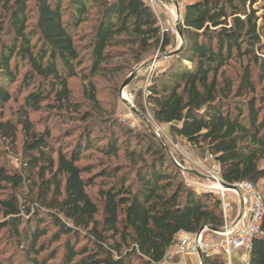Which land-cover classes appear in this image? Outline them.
I'll return each mask as SVG.
<instances>
[{"label": "trees", "instance_id": "obj_1", "mask_svg": "<svg viewBox=\"0 0 264 264\" xmlns=\"http://www.w3.org/2000/svg\"><path fill=\"white\" fill-rule=\"evenodd\" d=\"M183 20V49L144 99L136 93V106L212 156L223 181L264 188V0L190 1ZM172 41L145 0H0V111L14 85L33 87L16 119L0 120L3 139L15 144L19 127L25 137L23 171L0 164V242L15 248L9 256L0 248V264H168L180 232L223 228L221 200L187 185L154 134L105 111L95 83L84 104L72 99V77L118 84ZM244 60L236 84L225 68ZM46 108L67 125L58 134L29 117ZM93 152L117 162L91 174L81 160ZM97 178L99 199L87 191ZM261 230L249 264H264V218ZM204 264L226 261L205 254Z\"/></svg>", "mask_w": 264, "mask_h": 264}, {"label": "rangeland", "instance_id": "obj_2", "mask_svg": "<svg viewBox=\"0 0 264 264\" xmlns=\"http://www.w3.org/2000/svg\"><path fill=\"white\" fill-rule=\"evenodd\" d=\"M147 1L153 8V11L157 17L159 25L161 26L163 31H168L172 36V44L167 48V51L160 52L156 51L152 53L151 56L148 57L144 62L136 65L133 69L141 66L143 63L150 61L155 55H162L165 53H169L177 48L180 44V38L176 28V19H177V6L180 9L181 15L183 17L185 4L190 1L195 0H145ZM93 11V10H92ZM31 24L34 23L35 13L32 15ZM89 24L83 25V32L87 33L89 31ZM80 29L78 30V34ZM172 58H162L158 59L155 63H148L145 67H143L139 72L135 79L130 83V85L124 90L127 94L128 99L132 103V105L141 113H143L154 126V129H151L149 124L136 112H134L131 107L127 104V102L122 98V94L120 93V88L124 80L131 73L126 74L124 78L117 84L115 81L108 79L107 77H99V76H89V73L86 72V75L83 73L72 77L70 79V87L72 89V99L73 101L83 103L86 102V90L90 88V82L95 83L96 86V94L99 100L100 106L107 111L108 113L115 112V115L118 116L124 123L129 125L134 129H146L151 134H154L156 131L160 133L161 137L165 140L167 145L170 147L172 152L178 151L179 155H176L177 162L180 163L186 169L196 170L201 174L212 177L216 174V164L217 162L203 149H199L193 146H189L185 140H182L180 137L174 133L168 124H158L152 118L150 112L146 111V113L142 112L139 108H137L135 103V95L136 93L142 92V98L144 99L148 93V85L151 83L154 75L161 71V69L165 68L169 61ZM121 60H113V63L119 62ZM246 64V60L241 62L232 61L230 62L226 68V76L233 79L237 84L239 78L243 72V65ZM254 69V79L257 81L258 87L260 84L258 83V67L254 64L251 65ZM152 68V69H151ZM264 85V84H263ZM15 89V95L13 99L7 103L2 111H0V120H15L17 117V111L20 105H22L24 97L27 93H29L33 87L24 88V90L20 91L19 87L12 88ZM123 92V93H124ZM264 93V89L261 91ZM124 97V95H123ZM49 110L46 108L42 111L34 112L31 111L29 114L30 119L35 123L37 130H43L45 127L51 126L54 127L53 133L58 134L63 131L67 125H60L55 122V119L48 116ZM25 140L23 131L21 127H19V131L17 134L16 143L13 144L9 140H5L0 136V164L3 165L9 171H23L24 168V159L22 154L23 142ZM160 142V140L157 138ZM122 161V158L119 159ZM117 162L114 158H108L104 154L100 152H93L89 157L83 158L81 160L82 164L92 165L93 170L92 173H97L102 167L108 165L110 163ZM176 164V163H175ZM177 165V164H176ZM179 167V165H177ZM181 169V168H180ZM181 178L183 181L201 191V192H211L212 195L218 199L222 198L221 190L211 188L212 183L209 179L202 178L195 173L184 171L181 169ZM86 176L90 174H85ZM216 176V175H215ZM221 178V177H220ZM222 180V179H221ZM220 180V181H221ZM222 182V181H221ZM102 187L101 178H97L95 180L94 185L87 188V191L92 195L93 198L99 199V189ZM260 190L264 192L263 181H260L258 184ZM30 191L29 189H25V192ZM226 193V201L232 203L230 207L231 216L225 222L224 226L231 225L234 223L238 216V208L239 204L237 203L239 196L236 195L232 191H227ZM222 202V200H221ZM222 210L223 206L221 205ZM224 213V212H223ZM224 215V214H223ZM2 240V239H1ZM0 240V241H1ZM0 248H2V252L9 256L14 251L13 243L11 242H0ZM21 259H18L14 264H23Z\"/></svg>", "mask_w": 264, "mask_h": 264}, {"label": "built area", "instance_id": "obj_3", "mask_svg": "<svg viewBox=\"0 0 264 264\" xmlns=\"http://www.w3.org/2000/svg\"><path fill=\"white\" fill-rule=\"evenodd\" d=\"M178 164L180 165V163ZM220 167V163L217 162L216 176L213 175L212 178L222 179L220 178ZM235 185L238 189L233 190L241 195L242 201L246 203L235 223L226 225L220 231H211L207 226H204L198 232L182 231L179 233L175 244L176 249L179 254L195 257L194 264H201L200 253L203 254V257L205 254L221 255L226 264H234V255L238 253L240 264H249L252 241L254 237L263 235L261 223L264 218V192L259 189L258 185L250 181L235 183ZM221 195L226 222L231 215L229 212L231 203L225 200L227 195ZM165 259L168 261L167 256Z\"/></svg>", "mask_w": 264, "mask_h": 264}, {"label": "water", "instance_id": "obj_4", "mask_svg": "<svg viewBox=\"0 0 264 264\" xmlns=\"http://www.w3.org/2000/svg\"><path fill=\"white\" fill-rule=\"evenodd\" d=\"M178 10H177V19H176V28H177V32H178V35H179V38H180V44L177 46V48L169 53H165V54H162V55H155L153 58L150 59V61H147L145 63H143L141 66L133 69L131 71V73L128 75V77L124 80V82L122 83L121 85V88H120V93L122 94V98L127 102V104L131 107V109L136 112L137 114H139L150 126L151 129H154V126L151 124V122L149 121V119L143 114L141 113L140 111H138L133 105L132 103L130 102L129 99H125L123 97V92L124 90L130 85V83L135 79V77L138 75V72L143 68L145 67L148 63H153L155 62L156 60L158 59H162V58H172L174 57L175 55H177L184 47L185 45V38H184V20H183V17L181 15V12H180V9L179 7L177 6ZM154 135L156 136V138H158L160 140V143L165 147L166 151L168 152L169 156L171 157V159L174 161V163H176L177 165L178 162L176 161V159L174 158L169 146L167 145V143L165 142V140L161 137L160 133L159 132H155ZM179 167L184 170V171H188V172H192V173H195L196 175L202 177V178H205V179H209V180H212V177H209L207 175H204V174H201L199 173L198 171L196 170H190V169H186L184 168L183 166L179 165ZM222 185L225 187V188H228V189H238L237 186L235 184H230V183H227L225 181H222ZM209 228V230L211 231H220L221 228H218V227H214V226H207ZM202 230V229H201ZM200 260H201V264H204V257H203V254L200 253Z\"/></svg>", "mask_w": 264, "mask_h": 264}, {"label": "crops", "instance_id": "obj_5", "mask_svg": "<svg viewBox=\"0 0 264 264\" xmlns=\"http://www.w3.org/2000/svg\"><path fill=\"white\" fill-rule=\"evenodd\" d=\"M237 203L239 204L238 205L239 206L238 216H237V218H238L241 210H243V201H242L241 195H239V199H238ZM231 206H232V203H231ZM237 218H236V220H237ZM235 221H234V223H235ZM167 258H168V264H194L196 262L195 257H193L191 255L179 254L175 245H173L169 249V251L167 253ZM238 258H239V254L236 253L234 255V264H240V262L238 261Z\"/></svg>", "mask_w": 264, "mask_h": 264}, {"label": "bare ground", "instance_id": "obj_6", "mask_svg": "<svg viewBox=\"0 0 264 264\" xmlns=\"http://www.w3.org/2000/svg\"><path fill=\"white\" fill-rule=\"evenodd\" d=\"M123 95H124V98H125V99H128L127 94H126L125 92L123 93ZM209 181L212 183L211 188H213V189H217V190H221V192H222L223 195H226L225 192H227V191H232V192H234L236 195L239 196V194L236 193V191H234L233 189L225 188V187L222 185V182L220 181V179H218V178H212V180H209ZM245 200H246V198H245ZM245 206H246V203L243 202V209L245 208Z\"/></svg>", "mask_w": 264, "mask_h": 264}]
</instances>
